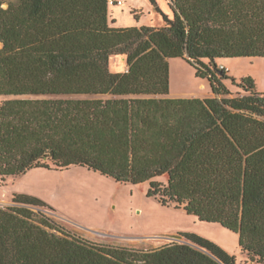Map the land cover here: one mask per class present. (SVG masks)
I'll list each match as a JSON object with an SVG mask.
<instances>
[{
    "label": "trees",
    "instance_id": "obj_1",
    "mask_svg": "<svg viewBox=\"0 0 264 264\" xmlns=\"http://www.w3.org/2000/svg\"><path fill=\"white\" fill-rule=\"evenodd\" d=\"M168 5L160 26L114 27L107 0H0V179L80 165L146 181L148 196L236 232L264 264V93L245 77L247 93L232 95L216 63L264 57V0ZM111 55L127 69L110 71ZM176 57L211 96L168 95ZM11 200L0 206V264H235L194 233L153 249L100 243L35 212L51 208L38 197Z\"/></svg>",
    "mask_w": 264,
    "mask_h": 264
},
{
    "label": "rangeland",
    "instance_id": "obj_2",
    "mask_svg": "<svg viewBox=\"0 0 264 264\" xmlns=\"http://www.w3.org/2000/svg\"><path fill=\"white\" fill-rule=\"evenodd\" d=\"M169 1L123 0L122 4L109 7L108 21L114 27H157L162 24V12L171 15ZM216 63L226 68L228 77L224 83L232 95L247 93L239 86L245 77L253 80L257 92L264 93V57L221 58ZM109 69L125 71L126 59L111 55ZM169 84L172 94L212 95L208 80L197 76L194 67L180 57L169 60ZM170 92L168 95L173 97ZM148 188L146 181L137 184L119 182L86 166L33 168L0 179V206L10 205L13 193H25L40 198L51 207H32L35 212L45 214L70 232L92 241L153 249L174 241L177 233L189 232L214 242L234 256L235 264H252L246 252L239 248L236 232L217 222L201 221L173 205H162L156 198L148 196Z\"/></svg>",
    "mask_w": 264,
    "mask_h": 264
},
{
    "label": "crops",
    "instance_id": "obj_3",
    "mask_svg": "<svg viewBox=\"0 0 264 264\" xmlns=\"http://www.w3.org/2000/svg\"><path fill=\"white\" fill-rule=\"evenodd\" d=\"M125 58V56H123ZM221 59V58H218ZM170 60V59H169ZM127 66V65H126ZM171 93V92H170ZM172 94V93H171ZM192 93H186V92H181V93H173V97H194L196 95L190 96ZM207 96H211V95H206V96H202V97H207ZM198 97V96H197Z\"/></svg>",
    "mask_w": 264,
    "mask_h": 264
},
{
    "label": "built area",
    "instance_id": "obj_4",
    "mask_svg": "<svg viewBox=\"0 0 264 264\" xmlns=\"http://www.w3.org/2000/svg\"><path fill=\"white\" fill-rule=\"evenodd\" d=\"M109 5H116V4H122L123 0H107ZM220 68H223L226 70V68L223 65H220Z\"/></svg>",
    "mask_w": 264,
    "mask_h": 264
},
{
    "label": "water",
    "instance_id": "obj_5",
    "mask_svg": "<svg viewBox=\"0 0 264 264\" xmlns=\"http://www.w3.org/2000/svg\"><path fill=\"white\" fill-rule=\"evenodd\" d=\"M10 205H15V203H14V202H11ZM173 239H174V240H178V239H176V238H173Z\"/></svg>",
    "mask_w": 264,
    "mask_h": 264
},
{
    "label": "bare ground",
    "instance_id": "obj_6",
    "mask_svg": "<svg viewBox=\"0 0 264 264\" xmlns=\"http://www.w3.org/2000/svg\"><path fill=\"white\" fill-rule=\"evenodd\" d=\"M177 93H181V92H177Z\"/></svg>",
    "mask_w": 264,
    "mask_h": 264
}]
</instances>
